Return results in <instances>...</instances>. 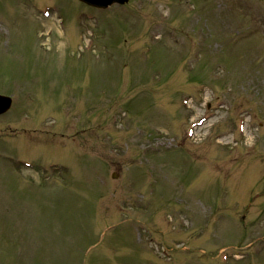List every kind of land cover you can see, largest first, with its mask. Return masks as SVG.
<instances>
[{
    "label": "rangeland",
    "instance_id": "obj_1",
    "mask_svg": "<svg viewBox=\"0 0 264 264\" xmlns=\"http://www.w3.org/2000/svg\"><path fill=\"white\" fill-rule=\"evenodd\" d=\"M74 1L0 0V264H264V0Z\"/></svg>",
    "mask_w": 264,
    "mask_h": 264
},
{
    "label": "water",
    "instance_id": "obj_2",
    "mask_svg": "<svg viewBox=\"0 0 264 264\" xmlns=\"http://www.w3.org/2000/svg\"><path fill=\"white\" fill-rule=\"evenodd\" d=\"M8 104H9L8 98L0 96V112L4 110V108H6Z\"/></svg>",
    "mask_w": 264,
    "mask_h": 264
}]
</instances>
